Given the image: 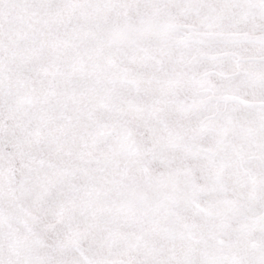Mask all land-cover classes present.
I'll return each instance as SVG.
<instances>
[{
  "label": "snow or ice",
  "instance_id": "obj_1",
  "mask_svg": "<svg viewBox=\"0 0 264 264\" xmlns=\"http://www.w3.org/2000/svg\"><path fill=\"white\" fill-rule=\"evenodd\" d=\"M0 264H264V0H0Z\"/></svg>",
  "mask_w": 264,
  "mask_h": 264
}]
</instances>
